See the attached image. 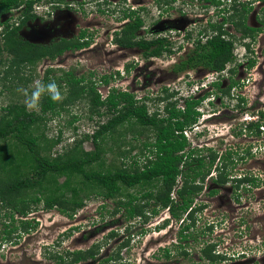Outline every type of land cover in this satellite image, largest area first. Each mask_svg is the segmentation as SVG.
Masks as SVG:
<instances>
[{
  "label": "trees",
  "instance_id": "1",
  "mask_svg": "<svg viewBox=\"0 0 264 264\" xmlns=\"http://www.w3.org/2000/svg\"><path fill=\"white\" fill-rule=\"evenodd\" d=\"M32 1L0 0V15L10 7L25 5L21 9L20 23L11 25L5 22L1 29L0 67L4 88L18 87L21 83L27 85L34 78L41 61H54L66 50L87 44L83 40L66 38L48 44L22 39L19 36L20 28L26 20L35 16L30 8ZM249 9L245 3L232 4L234 14L229 21L242 33L241 37L236 38L226 32L228 37H224V31L220 29L205 42L197 38L194 48L189 49L185 58L172 65V71L179 74L197 66L208 71H221L232 63L235 41L246 37L254 39L255 34L262 30V27L247 25L246 13ZM260 21L264 25V18ZM137 26L126 25V30L132 33ZM216 26L222 28V25H210L212 29H216ZM121 43L127 46L136 44L131 36H126ZM140 44L146 50L151 48L148 54L158 57L173 52L171 42L165 37H157L151 42L141 41ZM244 45L249 47L248 43ZM253 64L254 60L251 59L249 66ZM59 70L60 75L53 74ZM109 80L107 75L99 79L105 84ZM40 81L45 84L55 81L62 93V100L53 102L45 94L41 97L39 111L28 110L24 102L13 100L0 107V236L3 240L10 238L11 233L19 235L22 231H30L35 225L25 216L39 205L44 210L56 209L72 216L85 204L86 199L97 197L112 199L115 203L112 214L120 212L128 221L138 218L144 223L167 209L173 219L181 221V231L191 229L195 226L196 214L205 207L202 201L196 199L209 187L205 178L211 171L216 172V176L211 178L212 183H229L233 200L237 202H240L239 192H249L252 196L250 191L262 181L250 171L232 172L235 163L244 159V155H238L230 148L219 154L211 147H204L205 153H201V149L192 147L183 135L182 131L198 120L200 112L197 106L203 97L185 98L182 108L177 107L176 99L167 101L163 104V113H160L157 107L150 111L147 101L151 98L147 95L137 98L134 92L115 87L102 95L97 90L96 81L90 77L75 76L73 71L46 67ZM215 84L219 87L218 82ZM232 85L221 91L229 94ZM174 96L175 92L168 93L167 88L162 87L155 101L162 102ZM79 100L87 103L90 112L88 118L91 119L93 114L98 116L96 128L75 139L71 146L64 147L62 151H53L61 140V131L50 138L44 130L38 132L40 125L45 127L47 120L59 116L62 111L69 113L70 106ZM260 115L263 117L264 114L261 112ZM262 125L259 119L248 122L243 129L259 135ZM73 129L76 130V127ZM144 132L146 136L140 143L139 155L130 156L136 145L129 141V147L123 149L121 144L127 142L121 139L131 133L134 141L139 140ZM84 140H90L93 148L84 149ZM108 152L121 159L118 165L113 161L106 163L105 155ZM145 154V161L139 162L138 157ZM129 156L131 161L128 163L126 159ZM215 192L216 189H212L208 194ZM102 206L105 207L104 204ZM2 209L4 212L1 214ZM168 221L166 218L163 224ZM115 235L111 231L108 237ZM107 239L105 236L86 249L65 250V255L56 251L49 256L53 264L83 263L94 259ZM125 244L127 241L118 244L108 256L96 260L97 264H124L120 261V252ZM215 245L208 242L201 248L205 258L211 262L225 258L213 252ZM218 256L222 259H217Z\"/></svg>",
  "mask_w": 264,
  "mask_h": 264
},
{
  "label": "rangeland",
  "instance_id": "2",
  "mask_svg": "<svg viewBox=\"0 0 264 264\" xmlns=\"http://www.w3.org/2000/svg\"><path fill=\"white\" fill-rule=\"evenodd\" d=\"M118 1L112 0L103 8L115 9L118 5L115 3ZM247 1L253 6L248 21L252 25H259L255 20V13L264 12V0ZM149 2L151 1L149 0ZM202 3L203 0H189L190 7L185 8L190 11V17L195 13L193 11L197 6ZM46 5L35 7L36 18L27 22L19 31V36L22 39L46 44L59 38L74 37L78 31L77 27H85L86 18L91 17L90 11L96 9L95 4L93 6L84 4L75 10L60 7L50 15L42 13V11H47ZM75 6H78L77 2ZM150 11L149 6L148 12ZM19 14L20 11H16L11 15L9 21L10 24L12 23L11 25H17ZM263 17L257 16L256 19L259 21ZM101 19L104 22H112L111 16L108 17L105 14ZM149 22L150 19L146 24ZM2 26H0V38ZM112 26L114 25H110L108 29L106 26L100 29L93 38L92 46L76 55L73 51H66L54 61H41L36 67L34 78L25 86L20 81L21 84L18 87L4 88V82L1 81L3 72L0 67V91H2L0 107L12 100L25 103V93L31 94L35 87L34 82L42 79L46 67L69 69L74 72L75 76L90 77L96 81L97 90L102 95L106 94L108 85L99 81L100 74L106 71L113 74L114 69L119 68L120 75L111 76L108 84L120 85V88L126 87L134 92L137 98L142 97L147 90H154L155 85L163 87L166 83L171 84L169 87L166 86L168 93L177 91L174 98L165 99L162 102L155 101L161 88L155 95L149 96L151 99L147 101V105L150 111L157 107L159 112L163 113V104L173 99H176L177 107H181L184 97L189 95L195 98L203 97L202 104L199 106L201 117L189 136L191 143L195 145V148L201 149L199 150L201 153H205L204 147L218 150L219 154L228 148L237 151L238 155H244V159L235 163L232 172L250 171V174H256L262 181L258 187L250 191L252 196L249 195V192H239L240 202L233 200L229 183L224 185L225 188L218 186L221 189L216 195L209 197L202 192L196 200L203 201L205 207L196 214L195 226L191 228L188 242L177 240V231L181 222L179 219H173L163 228H155L160 219L165 218L166 214L169 215L167 210H161L143 224L138 218L137 220H126L120 212L112 214L115 206L112 199L103 200L101 197L86 199L85 204L78 208L72 216L62 214L56 209L44 210L39 205L37 208L31 209L25 216L31 219L32 224L35 225L30 231H22L19 235L11 233V237L6 240L0 236V264H53L54 261L49 256L50 253L58 251L65 255V250L86 249L105 236L108 238L107 242L101 245L96 257L77 264H97L96 260H101L109 255L123 241H127L120 252V261L124 264H264V262L261 263V259L264 258V115L263 117L260 115L261 112L264 114V28L256 34L253 40L245 38L235 41L233 46L235 59L226 65V69L219 76L218 73L210 74L211 72L201 69H190L180 74H174L171 71L172 63L176 62L178 56L184 51V48L179 51L176 46L183 42L184 47L186 46V41L182 40L183 31L180 29L179 31L166 29L157 33L159 36H169L174 41L173 52L170 56L164 54L157 58L144 59L133 51L121 53L111 50L113 46L105 32L107 31L110 35ZM150 26L145 25L147 29ZM202 26L200 25V27ZM196 27L192 32L193 35L196 34ZM224 28L236 38L239 37V33L235 32L231 26L225 25ZM140 35L144 36L145 34ZM146 36L151 37L150 35ZM251 40V50L250 53H247L242 45ZM248 59L255 61L253 67L246 65ZM125 64H131V71L129 70L128 73L126 70L124 72ZM140 65L151 70L145 74L140 69ZM232 68L235 70L230 71L229 69ZM133 73L145 80L140 84L131 80ZM53 74L58 76L61 71H55ZM213 78L214 81L220 79L219 87L221 89H225L231 81H234L229 94H224L219 87L212 86L210 80ZM146 84L150 85L146 86ZM206 91H209V94L203 96ZM149 93L147 92V94ZM160 96L163 95L160 94ZM89 115L87 103L79 100L70 106L69 113L62 111L59 116L47 120L45 127L40 125L38 132L44 130L48 137L53 138L60 130L61 140L53 151H62L64 147L71 146L75 139L84 133H91L96 128L98 116L93 114L90 119ZM251 117L261 118L263 126L259 135L241 130L245 123L252 119ZM100 120L104 121L105 118ZM74 127L76 130L73 129ZM145 136L144 132L139 140L134 141L129 133L121 139V141L127 142L122 143L121 146L126 149L131 141L136 147L130 152V156H137L140 143L145 139ZM82 146L86 150L93 148L90 140H84ZM130 156L126 159L128 163L131 161ZM234 156L237 157V155ZM145 157L146 154L145 156L140 155L139 162L145 161ZM105 158L106 163L113 161L115 165L121 161L110 152L106 153ZM206 184L212 186L209 181ZM103 204L105 207L102 206ZM3 212L2 209L1 214ZM15 216L18 217V215ZM1 221L2 219H0V231L2 229ZM208 227L210 229H207ZM111 231L116 235L108 237ZM176 241L180 244L177 245ZM206 242L215 243V249L225 254L226 259L210 262L208 259L202 258L198 249ZM187 244L189 245L186 246ZM183 246L184 249L186 247L188 249L187 256L181 252ZM165 247L170 249L168 257L164 250Z\"/></svg>",
  "mask_w": 264,
  "mask_h": 264
},
{
  "label": "flooded vegetation",
  "instance_id": "3",
  "mask_svg": "<svg viewBox=\"0 0 264 264\" xmlns=\"http://www.w3.org/2000/svg\"><path fill=\"white\" fill-rule=\"evenodd\" d=\"M27 1L28 0H24L25 3H27ZM150 1L151 2H149V0H119L117 3L114 2L115 4H118L115 7V9L108 10V9H104L103 6L106 4H109V2H112V0H90V1L89 0H86V1L85 0H81V1H77V0L73 1L72 0L70 2L67 0H64L61 2H58L56 0H33L30 8H31V12L35 16L31 20H34L36 18V15H37L36 14L37 11H36L35 7H43V5H46V4L47 5L45 7H46L47 11H42V13L45 12V13L50 14V15L52 14V12L54 10H56V11L59 10L60 7L62 9L65 8L67 10H75L78 7L79 8L82 7V5H84V4L85 5L89 4L90 6H93V4H95L96 5L95 11H90L89 15H91V17L86 18L87 19L86 20V26L81 27V28L77 27L78 31L76 33V36L71 37V38L65 37L66 39H69V40L73 39L74 41L75 40H80V41L83 40V41H86L87 44L81 48L68 49L66 51H73L76 55L78 52L86 50L87 48H89V46H92L93 38H94V36H96V34L99 32L100 29H103L105 26L108 29L110 27V25H114L111 28V34L110 35L107 31L105 32L106 36L108 37V39L111 43V45L113 46L112 47L113 49H111V50H114V51L116 50V51L121 52V53H126L127 51H133L137 55H139L140 57H142L144 59L157 58L158 56H156L154 54H148V52L151 50V48L149 50H146L142 46V44H140V42L141 41L151 42L152 40L156 39L157 37H165L168 41L171 42V44H173L174 41H172V39L169 36H159V35H157V33L159 31H164L166 29L176 30V31H179V29H180L183 31L182 40L186 41V46L184 47V42L180 43V45L176 46L177 49H179V51H181V49L184 48L183 53L178 56L177 61H180L182 57L185 58L187 56L189 49L194 48V44H195L197 38H199L202 42H205L208 37H210L214 33H217L218 30H220V29L222 31H224V33L222 34V36L224 35V37H228L227 34H232L227 29L224 28L225 25L231 26L235 32L239 33V37H241L242 33L239 32L235 28V26H234L235 24H233L231 21H229L230 20L229 17L232 16V14H234L232 12V4L234 2L245 3V5H247V7H250L249 11L246 13L247 25L252 26V27H256V28L262 27V30H263V26H264V25H260V24H262V22L260 21L261 19H259V21H258V19H256L257 16H259V17L264 16L263 11H261V14L255 13V15H256L255 20H257L259 25H252L251 23H249L248 20H249V17H251L250 13H252L253 6H252V3H249L247 0H203V3L200 4L199 6H197L196 10L193 11L195 13L194 14L192 13L193 14L192 17L189 16L190 11H188L185 8V7H190L189 0H150ZM76 2L78 4L77 7L75 6ZM57 5L59 8L57 7ZM24 6L25 5L23 4V5H19L18 7L17 6L16 7H10L9 10L2 12V14L0 15V25L1 26L4 25L5 22H8V24H10L9 21H10L11 15L13 13H15L16 11H20V13H21V9ZM149 6L151 9L150 12H148ZM104 14L108 17L111 16V21H112L111 23H109L107 21L106 22L102 21L101 17ZM21 17L22 16H20L19 21L16 22L17 25H18V23H20ZM148 19H150V22L148 24H146ZM31 20L30 19L26 20V22L23 24V26L20 28V30L25 26V24H27V22H29ZM126 25H138V26L134 30V32L129 33V32H127L128 30H126ZM145 25H151V26H150V28L147 29L145 27ZM200 25H203V26L200 27ZM210 25H222V28H219L216 26L217 27L216 29H212L210 27ZM195 27L197 28L196 34L193 35L192 32L195 30L194 29ZM260 32H261V30L258 31L257 33H260ZM82 34L84 36H81ZM140 34H145V35L142 36ZM256 34H255V36H256ZM146 35H150L151 37H147ZM126 36H131L132 41H135L136 44L132 45V46H127V45L122 44L121 42L124 40V38ZM239 37H237V38H239ZM246 38H249V37H246ZM59 39H61V38H59ZM244 39H242V40H244ZM249 39H251V38H249ZM252 40L246 42L249 45V47H248L249 50H247L248 49L247 46L244 47L245 51L247 53H250V50H251L250 46H251ZM53 41H57V40H53ZM246 43H244V44H246ZM46 44H48V43H46ZM151 47H153V45ZM170 54L171 53L165 54V55L170 56ZM61 55H59L58 57H60ZM250 60L251 59H248L246 65L248 67H253L254 64L252 66H249ZM46 61H49V60H46ZM174 63H172V65ZM254 63H255V61H254ZM134 64H136V63H134ZM172 65H171V67H172ZM124 66H125L124 72L127 71V73H128L129 70L131 71V69H130L131 64H128V65L125 64ZM171 67H170V69L172 71ZM140 69L142 71H144L145 74L148 73V70H151V69L147 70V69L143 68L142 65H140ZM190 69L205 70V69H202L201 67H198V66L194 67V68H188L187 70H190ZM225 69H226V66L223 70H221L220 74H222ZM233 69L235 70V68H233ZM114 70L115 71L113 74H111L110 71H108V72L106 71L104 73H101L100 76L107 75L110 79V77L114 76L115 74L120 75L121 71L119 68L114 69ZM229 70L232 71L231 69H229ZM186 71H184V72H186ZM206 71L211 72L210 74L214 73V71H208V70H206ZM181 73H183V72H181ZM174 74H176V73H174ZM131 80H135L140 84L145 79L142 80L141 76H136V74L133 73L131 75ZM214 80H215L214 78L211 79L210 80L211 83L210 82L209 83L212 84V86H216V88H217V85L215 83H217V82L220 83V79H218L217 82ZM231 83L234 84V82L231 81L228 85H230ZM167 84L168 83H166L165 86H167ZM107 85H108V87L106 89L107 92L112 87H115L118 89L121 87L120 85L117 86L116 84H114V85L107 84ZM147 85H150V84H146V86ZM227 86L225 87V89L227 88ZM231 87H233V85ZM122 88H120V90L132 92L131 90L126 89V87H122ZM160 88L162 89V87H158L155 85L154 90H152V91L147 90L143 96L155 95ZM147 92H150V93L147 94ZM208 92L209 91H206V93H204L203 96H207L209 94ZM142 97H140V98H142ZM240 99H242V98H240ZM218 186H222L221 188H225L224 185L212 183V186L210 185L209 187L206 188L207 190H205L204 194L209 196V197L216 195L218 192H220V189H221V188L219 189ZM212 189H216V192L213 195L212 194L209 195L208 191L212 190ZM229 190L232 191V188H230ZM168 216L169 217L167 219H169V221L167 224H163V222L166 220V217H167L166 216L165 218L163 217L162 219H160V221L157 222V224H160V226H157V224H156L155 228H157V229L159 227L163 228L164 225H168L173 220V218L171 217L170 214ZM145 223L146 222H144L143 224H145ZM184 231H185V234L183 235ZM190 231H191V229H183L181 231V225L179 223V229L177 231V235H178L177 240H181V241L186 240V242H188V240L190 239L189 237L191 236ZM176 243H177V245L180 244L177 241H176ZM206 243H208V242H206ZM206 243L203 246H205ZM188 245L189 244H187L186 246H188ZM201 248H199L198 250H200L202 258L203 257L205 258L203 252L201 251ZM164 250H165L167 257H168L170 255L169 247H165ZM187 251H188L187 247L184 249V246H183L181 252L183 253L184 256H187L189 254ZM213 252L215 254H219V255H222L225 257V254L220 253L215 248L213 249ZM106 256H108V255H106ZM217 259H222V258L220 256H218ZM225 259L226 258H223L222 260H225ZM256 260L254 261L255 263L257 262ZM263 262H264V258L261 259V263H263Z\"/></svg>",
  "mask_w": 264,
  "mask_h": 264
},
{
  "label": "clouds",
  "instance_id": "4",
  "mask_svg": "<svg viewBox=\"0 0 264 264\" xmlns=\"http://www.w3.org/2000/svg\"><path fill=\"white\" fill-rule=\"evenodd\" d=\"M2 29V28H1ZM245 47V45H242ZM233 56H234V53H233ZM234 59H235V56H234ZM214 73H218L219 76L221 75V71H214ZM217 82V81H216ZM35 87H34V90L31 92L30 95H26V99H25V107L26 109L28 110H34V111H39V108H40V100H41V97L43 95H48L49 98L51 99V101L53 102H59L62 100V93L57 85V83L55 81H52V82H49L47 84L43 83L42 81L40 80H36L35 82ZM171 86V84L169 85V83L167 84V87ZM165 88H167L166 86H164ZM168 90V88H167ZM172 92H176L177 91H172ZM188 97H192L191 95L187 96V97H184L185 98H188ZM203 99V98H202ZM184 101V100H183ZM202 101V100H201ZM200 101V104H198L197 106V110L200 112V116L198 117V120L196 121V123L192 124L190 127L191 129V133H192V130L194 129V127L196 126V124L198 123L200 117H201V110L199 109V106L202 104V102ZM183 106H181L182 108ZM255 117V116H253ZM262 117V116H261ZM252 118V117H251ZM260 119L261 121V118L260 117H257V118H252L250 119V121H247L245 123V125L248 123V122H256ZM244 125V127H245ZM263 126V125H262ZM261 126V127H262ZM261 127H260V130H261ZM186 129V128H185ZM245 131V129L243 130ZM183 133V131H182ZM184 135V134H183ZM191 135V134H190ZM186 137V139L190 142V144H192V147H194L195 145L193 143H191V140L189 137H187L186 135H184ZM216 176V172L213 170L209 173V175L206 177V182L209 181L212 183L211 181V178L212 177H215ZM205 182V183H206ZM208 185V184H207ZM210 186V185H208ZM167 210V209H165ZM168 211V210H167ZM167 216V217H166ZM166 218H168L169 216L166 214Z\"/></svg>",
  "mask_w": 264,
  "mask_h": 264
},
{
  "label": "built area",
  "instance_id": "5",
  "mask_svg": "<svg viewBox=\"0 0 264 264\" xmlns=\"http://www.w3.org/2000/svg\"><path fill=\"white\" fill-rule=\"evenodd\" d=\"M183 134L186 135L187 137H189L190 134H191V129H190V128H186V129H184V130H183Z\"/></svg>",
  "mask_w": 264,
  "mask_h": 264
}]
</instances>
